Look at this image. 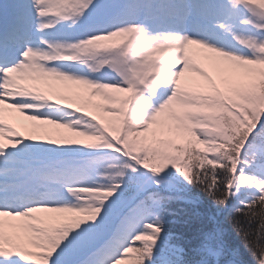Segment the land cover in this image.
Returning <instances> with one entry per match:
<instances>
[{
    "label": "snow or ice",
    "instance_id": "snow-or-ice-1",
    "mask_svg": "<svg viewBox=\"0 0 264 264\" xmlns=\"http://www.w3.org/2000/svg\"><path fill=\"white\" fill-rule=\"evenodd\" d=\"M0 264H264V0H0Z\"/></svg>",
    "mask_w": 264,
    "mask_h": 264
},
{
    "label": "rangeland",
    "instance_id": "rangeland-1",
    "mask_svg": "<svg viewBox=\"0 0 264 264\" xmlns=\"http://www.w3.org/2000/svg\"><path fill=\"white\" fill-rule=\"evenodd\" d=\"M67 87L75 88L76 86H74V85H69V86H67ZM17 119L22 120V117H19V115L17 114ZM25 123H28V122H25Z\"/></svg>",
    "mask_w": 264,
    "mask_h": 264
}]
</instances>
